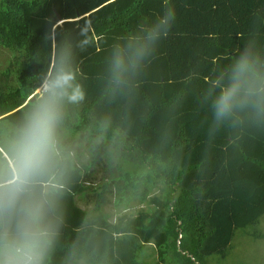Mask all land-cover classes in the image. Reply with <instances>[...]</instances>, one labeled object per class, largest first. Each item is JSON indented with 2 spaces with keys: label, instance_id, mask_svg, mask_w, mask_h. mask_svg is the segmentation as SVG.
<instances>
[{
  "label": "trees",
  "instance_id": "1",
  "mask_svg": "<svg viewBox=\"0 0 264 264\" xmlns=\"http://www.w3.org/2000/svg\"><path fill=\"white\" fill-rule=\"evenodd\" d=\"M171 8L176 20L154 45L129 85L113 94L105 65L116 43ZM78 82L85 92L70 106L67 140L85 134L111 144L141 169L116 165L118 174L94 185L93 157L77 170L65 197L64 223L52 264L91 235L106 264H205L225 256L234 231L264 215V128H210L204 103L208 82L245 48L264 53V0H0V121L35 99L42 76L51 75L49 33L75 35ZM113 140L115 143L113 144ZM94 195L84 208L80 197ZM109 193L119 215L104 210ZM261 219V218H260ZM258 236L264 237V233ZM155 249V263L144 249Z\"/></svg>",
  "mask_w": 264,
  "mask_h": 264
},
{
  "label": "clouds",
  "instance_id": "2",
  "mask_svg": "<svg viewBox=\"0 0 264 264\" xmlns=\"http://www.w3.org/2000/svg\"><path fill=\"white\" fill-rule=\"evenodd\" d=\"M176 20L169 8L144 35L129 34L116 43L105 65L108 89L122 92L166 38ZM86 37L49 33L52 74L42 76L38 94L9 121H0V264H52L64 223L65 197L84 163L69 145L66 120L70 106L80 104L85 92L78 82L73 50ZM210 128H264V53L245 48L224 62L208 82L204 94ZM107 124L96 141L104 139ZM115 140H113V144ZM113 159L115 149L110 147ZM91 235L67 250L62 264H106Z\"/></svg>",
  "mask_w": 264,
  "mask_h": 264
},
{
  "label": "rangeland",
  "instance_id": "3",
  "mask_svg": "<svg viewBox=\"0 0 264 264\" xmlns=\"http://www.w3.org/2000/svg\"><path fill=\"white\" fill-rule=\"evenodd\" d=\"M8 55V51L0 48V67L5 66ZM36 92H38V89ZM97 140L98 138H89L84 134L79 141L74 143L75 150L84 160L82 167L85 168L93 157L98 158L97 164L89 169V182L95 183L94 185L97 186L101 185L109 177L116 176L118 174L116 165L121 169L131 171L141 169L142 159L136 158L137 161L130 162L127 160L125 154L119 155L111 144L103 145L101 148V142L96 144ZM110 147L115 149V160L109 150ZM86 194L88 196L80 197L78 201L84 208H89L93 204L94 195L91 194L90 196L88 193ZM104 210L109 220H114L119 215V211H124L115 208L113 193H109L107 196ZM260 218L256 225L236 229L234 231L232 245L228 247L226 255H210L205 259V264H264V237L258 236L259 233H264V215ZM144 254V261L155 263V249L153 246H146Z\"/></svg>",
  "mask_w": 264,
  "mask_h": 264
},
{
  "label": "crops",
  "instance_id": "4",
  "mask_svg": "<svg viewBox=\"0 0 264 264\" xmlns=\"http://www.w3.org/2000/svg\"><path fill=\"white\" fill-rule=\"evenodd\" d=\"M120 214V213H119Z\"/></svg>",
  "mask_w": 264,
  "mask_h": 264
}]
</instances>
